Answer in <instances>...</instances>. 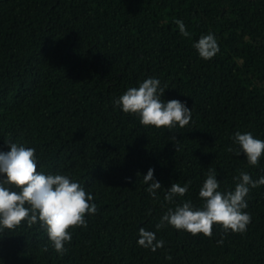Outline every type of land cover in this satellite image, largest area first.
<instances>
[{
	"label": "trees",
	"instance_id": "trees-1",
	"mask_svg": "<svg viewBox=\"0 0 264 264\" xmlns=\"http://www.w3.org/2000/svg\"><path fill=\"white\" fill-rule=\"evenodd\" d=\"M209 31L219 51L204 60L192 41ZM146 76L166 84L163 99L186 102L189 124L141 125L113 106ZM235 129L264 139V0H0V149L26 142L40 169L71 174L97 205L62 255L38 224L5 230L0 264H264V184L246 197L244 233L154 228L171 183L190 182L177 202L199 205L209 168L222 189L240 169L264 175V157L250 166L225 151ZM149 166L155 197L141 182ZM140 226L163 246H139Z\"/></svg>",
	"mask_w": 264,
	"mask_h": 264
},
{
	"label": "clouds",
	"instance_id": "clouds-1",
	"mask_svg": "<svg viewBox=\"0 0 264 264\" xmlns=\"http://www.w3.org/2000/svg\"><path fill=\"white\" fill-rule=\"evenodd\" d=\"M174 23L182 36H190L181 19L176 18ZM192 47L204 60L211 59L219 51L217 39L211 31L193 40ZM166 87L158 76H146L113 97L112 104L138 117L141 125L167 129L184 127L191 120V108L177 98L163 99ZM170 139L176 138L172 136ZM229 139L231 142L226 145V152L235 156L243 153L250 166L261 162L264 139L240 129H235ZM5 143L7 149H0V234L15 229L22 221L29 225L38 224L57 255H62L73 236L69 229L85 227L86 214L92 215L97 211L93 194L67 172L40 169L35 148L26 146V142L10 138ZM153 171L149 166L141 176V182L145 191L155 197L161 182L155 179ZM232 179L234 185L222 189L216 168H209L198 187L199 205L190 199L177 202V198L187 192L190 182L182 185L171 183L164 191L163 199L171 202L172 206L162 212L154 228L171 226L193 235L211 236L213 225H218L224 233H244L251 219L245 211L248 207L246 197L250 188L264 184V175L254 179L250 172L240 169ZM137 234L136 243L150 251L164 244L163 239H157L155 231L143 226L137 228Z\"/></svg>",
	"mask_w": 264,
	"mask_h": 264
}]
</instances>
